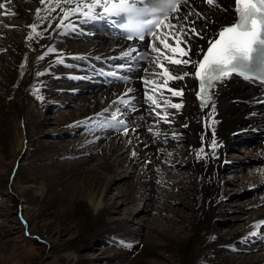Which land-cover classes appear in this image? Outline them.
<instances>
[{
	"label": "bare ground",
	"instance_id": "1",
	"mask_svg": "<svg viewBox=\"0 0 264 264\" xmlns=\"http://www.w3.org/2000/svg\"><path fill=\"white\" fill-rule=\"evenodd\" d=\"M0 3L13 6V9H8L11 13L7 14L15 13L16 17L12 22L5 19L0 22V68L5 71L0 72V93L5 97V100L0 101V152L4 161L9 159L6 173L0 174V182L5 184L4 188L0 187V193L6 195L8 201L13 203L16 212L24 209L28 214L38 205L46 208L56 207V215L53 217L61 219L67 230L70 225L66 224V220H78L74 226L76 235L73 241L64 247H58L62 264H83L85 260L78 255L76 244L89 246V242L94 240L108 241L111 235L117 236L120 243L129 244L131 254H137L133 256L132 264H144L147 260L143 259L150 256L161 257L163 254L175 256L179 259L178 264H196V260L201 257L213 260V264H264V249L261 254L250 255L251 257L244 255L237 259L222 254L220 249L233 246L235 241H244L247 237L250 242L257 243L250 244V248L264 246L262 237L261 239L251 234L257 232L255 225L264 221V207L254 212L237 231L226 232L224 236L218 237H215L214 233L215 219L221 213L218 197L221 195L222 184L217 175L219 170L227 165V159L222 157L223 152L244 134L264 135V103L261 101L264 86L233 75L227 77L212 89L213 110L211 107H199V100L195 96L198 80L192 75L184 80H170L168 87L184 90L183 107L179 110L166 108L170 114V122H158L159 118L152 113L147 96H152L158 103L165 100L180 102L181 98H173L166 91L163 81L167 77L160 74L162 69L156 67L153 62L163 63L176 75L192 71L190 65H174L164 60V55L181 59L179 49L184 48V44L177 45L168 39L175 29L163 26L161 30H157L161 40H166L172 47L177 48V53H172L170 49H165L164 45L157 43L163 53L158 59V54L149 47L153 38L145 39L143 44L125 41L107 26V16L85 18L82 15H72L71 18H64L61 8L70 11L65 0H45L44 4H41L40 0H0ZM219 4L224 9H231L233 0H219ZM5 9L2 10L1 16L6 12ZM37 9H40L39 19ZM190 11L201 13L207 17V21L193 14L188 18L189 26L195 21L194 26L200 31L207 23V31L213 34L220 26L233 19L232 11L209 6L207 3H201V0H189L187 5L181 6L180 15H186ZM32 24L37 27L32 29L29 27ZM70 27L77 28L78 31L73 38L67 34ZM94 27L106 30V33L96 34L92 29ZM189 43L194 49H198L205 41ZM49 47L55 49V52L45 55ZM129 48H136L138 51L149 50L151 56L146 65L139 66L132 61V56L136 53L121 58L122 51H128ZM28 53L33 55V62L24 68L25 75L22 76L18 69L19 64L22 55ZM40 56H44V59H38ZM61 60L62 63L59 62ZM153 72L158 74L153 75ZM36 73L43 75L37 76ZM125 77H128L126 82L123 80ZM145 81L153 83L146 84ZM99 83L107 86L105 91L100 92L91 87ZM31 84L40 90V96H43L41 104L26 92ZM95 87L98 88V85ZM127 89L132 90L126 97L130 99V104L127 107L122 103L113 104ZM12 93L15 94L14 100L11 99ZM86 93L89 94L84 95ZM69 102L77 103L67 114L60 115L56 121L57 125L65 131L73 125L85 126L86 134H80L68 143H60L59 140L53 144L39 143L35 136L40 125L34 121L39 119L41 112L49 106L62 107ZM116 105L121 107L117 113L118 119L125 121L137 118L132 124L125 121L130 129L128 135L123 134L122 127H99L100 123H108L111 120V113L116 112L119 107ZM105 108H109V112L102 116L97 115ZM11 121L16 127L17 146L8 154L6 139L11 134ZM133 128L135 131H131ZM213 131L217 141L215 154L197 159L195 153L199 152L202 146L205 152L212 151L208 143ZM180 140L185 143L184 151L176 153L174 150H168V147L173 146L169 145L171 142L177 144ZM249 141L250 139L244 140ZM261 142L253 145L251 149L252 153L253 150L256 151L255 156L259 161L264 156V140ZM23 147L26 148L24 152ZM133 152L136 153L135 156L132 155ZM93 154H98L101 159L89 169L87 166L92 161ZM15 161L19 164L15 171V180L11 182L10 174ZM176 166H186L187 173L191 172L187 179V185H191L193 189L190 193L192 218L190 221L185 220L188 231L182 230L177 234L167 228H163L161 232L153 230L159 239L148 240L140 245L130 238L134 229L127 230L124 220L119 221L111 215L114 213L112 209L115 203L106 205L104 198L120 176L130 181L129 190L125 195L122 193V203L133 201V197L138 195L145 199L153 198L151 186H159L160 177L168 183L170 190H183L180 184L172 183L164 177V171ZM117 169L120 170L118 174ZM261 180L264 183V166L254 172L250 180L242 179L239 187H245L249 194L251 190L248 191V187L262 189ZM245 199L242 209H255L260 204L264 205V194L257 199ZM163 207L162 211L156 209L160 215L165 211V203ZM126 214V219L135 216L131 210ZM30 217L39 219L40 215L35 212ZM29 220L30 227L35 230L33 219ZM140 228L142 227H139L138 232ZM98 229L103 231L97 234ZM52 232L59 233L53 230ZM126 234L131 241L120 240L122 237L125 239Z\"/></svg>",
	"mask_w": 264,
	"mask_h": 264
},
{
	"label": "rangeland",
	"instance_id": "2",
	"mask_svg": "<svg viewBox=\"0 0 264 264\" xmlns=\"http://www.w3.org/2000/svg\"><path fill=\"white\" fill-rule=\"evenodd\" d=\"M13 8V6L7 5L5 9L6 12L3 13L2 16L3 9L0 10V22L1 19L9 20L10 22L16 19L14 15L7 14L11 13V11L8 12V9ZM71 28L72 27L67 30V34L69 36L71 35L73 38L78 31L77 28ZM92 29L96 34L106 33V30L97 27ZM32 62V54L28 53L22 55L18 68L22 76L25 75L24 68L29 66ZM0 72L5 73L2 68H0ZM101 84L102 83L93 84L94 86L91 87H94V90L103 92L107 86L102 84L105 86L104 87ZM96 85H98V88L95 87ZM34 89H37L34 84L28 85L26 92H28V94H30L29 96H31L37 103L41 104L42 101L37 99V95H41L40 90L36 93L34 92ZM88 94L89 93H86L84 95ZM14 97L15 94L12 93L11 99L14 100ZM1 100H5V97L0 93V101ZM77 102H69L67 105H62V107L52 105V107L49 106L41 112L39 119L34 121L35 124L39 123L40 125L37 128L38 134L35 136V138L40 141L39 143L53 144L58 140L60 143H68L72 139L78 138L80 134H86L85 131L87 127L85 126L73 125L69 130L65 131V129L58 126L56 123L57 119L60 118V115L67 114V111H69L70 108H73ZM118 106L116 105V107L120 109V105ZM24 112L25 111H23V113ZM135 119L137 118L135 117ZM135 119L130 118L125 121H127L128 124H130V122L132 124ZM13 121L9 123L11 134H9L8 139H6L7 151H9L8 154L16 149L17 146L16 127L12 124ZM249 134L251 135L246 136V134H244L243 137L235 139L234 145L228 146V150L223 152L222 155V157L227 159V165L223 166L217 175L218 180L222 185L221 195L218 197V204L221 213L218 214L215 219V237L224 236V233L226 232L233 233L235 230L237 231L243 227L245 221L250 218L254 212L264 207V205L260 204L259 207L255 209H242L244 201L246 200L245 198L257 199L264 194V183L262 180V189L260 190V188H258V190H255V188L252 189L248 187L247 190H251L249 194L245 191V187H239V185L242 184V179L250 180L253 173L259 171L264 166V156H262L263 158L259 161L255 156L256 151L253 150V153L251 151L253 145L262 143L261 141L264 140V135H258L255 133ZM54 138L58 139L55 140ZM248 139H250L249 142H244V140ZM159 143L162 145L161 141ZM171 144L173 146L168 147V150L170 151L174 150L173 152L181 153L186 149L185 143L183 144L182 140L178 141L177 144L171 142L169 145ZM25 149L26 148L23 147L22 152H24ZM100 159L101 158L98 154H93L92 161L87 168H93L99 163ZM0 163L2 164V166L0 164V174L4 175L8 169L7 163H9V159L7 158L4 161L1 152ZM18 164V161H15L13 164L14 167L10 174L11 182L15 180V171ZM186 168V166H178V168L176 166L164 171V177L168 178L172 183L180 184L183 190H179V188L170 190L168 183L160 177L158 181L159 186H151L153 198L145 199L141 195H138L137 197H133V201H124V203H122V193L125 195L126 191L129 190L130 181L126 180L125 177L120 176L107 192L106 197L104 198L105 204L110 205L115 203L113 205L114 208L112 209L114 213L111 215L115 218L117 217L119 221L124 220L127 230L134 229V233L130 234V238L139 242L140 245H143L148 240L159 239L154 231L161 232L164 230L163 228H167L169 231L177 234H180L179 231L182 230L188 231V224L185 223V220L190 221L192 218L190 207L192 199L190 193L193 192V189L191 185H187V179L191 176V172L187 173ZM241 168L242 170L240 171ZM116 173H120V170ZM0 187L4 188L5 184L0 182ZM140 188L143 189V186ZM164 203L166 208L165 211H163L164 214L162 213L160 215L158 211H162ZM130 210L135 213V216L131 217V219H126V213ZM35 212L40 215L39 219L30 217ZM54 215H56V207L46 208L42 205H38L34 210H30L28 214L27 210L25 211L24 209L16 212L13 203L8 201L6 195L0 193V264H62L60 260L61 252L58 251V247H64L65 244L73 241L72 239L75 238L74 235H76L74 226L77 225L78 220H66V224L70 225V229L67 230L64 226L65 223L60 221L61 219L53 217ZM164 217L166 219H163ZM29 218H31V220L33 219L32 224L36 225L35 230L30 227L31 222ZM140 226L142 228H140V232H138L137 230ZM52 230L59 233L54 234L55 232L53 233ZM101 231H103V229H98L97 234ZM256 231L257 232L255 233L259 236L258 238L262 237L264 239V226L259 227ZM109 233L110 230L107 234L109 235ZM113 236L114 235H111V239L108 241H91L89 242V246L76 244L75 248H78V255L85 260L83 264H132V260L134 259L133 256L137 254H131L129 251V244L124 242L120 243L117 240L118 237L114 236L113 238ZM37 237H39V239H37ZM120 240L125 242L131 241L128 234H126L125 239L122 237ZM250 244L256 245L257 243L250 242L249 237H247L244 241H235L233 246L221 247L220 249L222 254H228L232 259H237L244 255H246V257H251L250 255L262 253L264 246H258L257 248L252 249L250 248ZM163 255L164 256L161 257L150 256L145 258L143 260L147 261L144 262V264H178L179 259L175 256H171L170 254ZM206 259L207 258L202 257L198 258L196 264H213V260L209 261Z\"/></svg>",
	"mask_w": 264,
	"mask_h": 264
},
{
	"label": "snow or ice",
	"instance_id": "3",
	"mask_svg": "<svg viewBox=\"0 0 264 264\" xmlns=\"http://www.w3.org/2000/svg\"><path fill=\"white\" fill-rule=\"evenodd\" d=\"M40 3L44 4L45 0H40ZM65 3L70 11H64L61 8L64 18H71L72 15L77 17L82 15L85 18L118 16L124 21L120 27L127 33L128 40L144 41L146 35H150L153 40L149 43V47L158 54V59L163 53H161V48L157 47V43L164 45L165 49H170L172 53H177V48L172 47L166 40H161L157 35V30H161L162 26L176 30L168 39L173 40L177 45L184 44L185 47L179 49L181 59H173L171 56L164 55V60L174 65H190L192 71L191 73L185 71L183 74L176 75L170 72L163 63L153 62L156 67L162 69L160 74L167 77L163 81L166 91L173 98H181L180 102L165 100L158 103L152 96H147L152 113L159 118L158 122H170V114L166 108L179 110L183 107L184 90L168 87L170 80H184L185 77L192 75L194 79L199 81V90L195 92V96L199 100V107L201 109L211 107L213 110L212 89L215 84L220 83L225 78L238 74L246 80H259L264 83V0H233L231 9L222 8L219 0H201V3H207V5L221 8V10H230L233 13V19L226 25L220 26L214 34L207 31V23L204 29L200 31H197L194 26L195 21L192 22V26L187 23L189 16L193 14L199 19L207 21V17L201 13L190 11L186 15H180L181 6L187 5L189 0H118V2H112V0H75V3L74 0H65ZM5 8L6 5L0 3V10ZM98 9L101 11H97ZM36 12L39 19L40 9H37ZM172 20L181 22L172 23ZM29 27L35 29L37 25L32 24ZM31 38L30 35L29 39ZM197 40H204L205 43L200 48L194 49L189 41ZM137 51L136 48L122 51L121 58L130 57ZM53 52L55 49L49 47L45 55ZM38 59L43 60L44 56H40ZM59 62L62 63L63 61ZM157 74V72H153V75ZM36 75H43V73H36ZM145 83H153V81H145ZM131 91V89H127L125 93L119 96L118 100L113 101V104L122 103L127 107L130 104V99H126V97ZM34 92L38 93L39 89H34ZM37 99L43 100V96L37 95ZM162 104L164 107H161ZM158 108L160 111H157ZM107 112H109V108H105L102 113L97 115L102 116ZM118 112L119 109L111 113V120L108 123H100L99 127L113 129L122 127L123 134L128 135L130 129L124 120L118 119ZM79 123L82 122H77V124ZM184 126L187 127V125ZM131 131H135V129L133 128ZM149 131L151 132V128ZM153 135H159V133H153ZM129 143H131L130 140ZM208 147L212 149L211 152H205L202 146L199 152L195 153L196 158L204 159L215 154L217 141L214 138V131ZM132 155L135 156L136 153L133 152ZM261 226H264V221L255 225L257 228ZM251 234L256 235L257 233Z\"/></svg>",
	"mask_w": 264,
	"mask_h": 264
}]
</instances>
